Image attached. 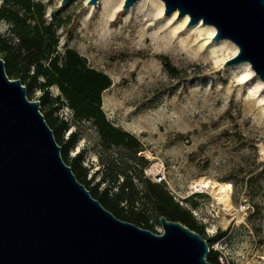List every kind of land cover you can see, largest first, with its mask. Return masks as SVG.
Returning a JSON list of instances; mask_svg holds the SVG:
<instances>
[{
	"label": "rangeland",
	"instance_id": "obj_1",
	"mask_svg": "<svg viewBox=\"0 0 264 264\" xmlns=\"http://www.w3.org/2000/svg\"><path fill=\"white\" fill-rule=\"evenodd\" d=\"M32 1L44 5L48 24L60 26L59 54L75 50L110 78L102 110L114 127L141 142L145 177L165 184L204 226L210 250L229 264H264V83L248 63L224 66L238 47L212 40L215 28L202 21L186 26L188 15L165 14L161 0L144 6L136 5L138 0L127 9L125 0H99L95 6L87 5L90 0ZM113 11L117 14L109 20ZM10 30L0 22V35ZM163 57L179 77L167 72ZM50 93L60 95L56 86ZM41 96L36 91L31 99ZM57 115L71 124L65 139L78 132L69 157L83 153L92 185L107 165L118 173L135 164L123 150L106 152L92 121L76 123L66 107ZM201 178L231 185V205L225 207L211 190L196 192L192 183ZM148 214L161 233L150 207Z\"/></svg>",
	"mask_w": 264,
	"mask_h": 264
},
{
	"label": "water",
	"instance_id": "obj_2",
	"mask_svg": "<svg viewBox=\"0 0 264 264\" xmlns=\"http://www.w3.org/2000/svg\"><path fill=\"white\" fill-rule=\"evenodd\" d=\"M161 1L165 14L188 15L186 26H213L212 40L239 50L224 66L248 63L264 83V0ZM40 108L0 59V264H211L208 242L183 224L162 216V232L154 233L94 199L63 160Z\"/></svg>",
	"mask_w": 264,
	"mask_h": 264
},
{
	"label": "trees",
	"instance_id": "obj_3",
	"mask_svg": "<svg viewBox=\"0 0 264 264\" xmlns=\"http://www.w3.org/2000/svg\"><path fill=\"white\" fill-rule=\"evenodd\" d=\"M1 21L11 26L10 35H0V59L4 61L7 76L27 88L29 100L34 92H42L40 112L61 147L63 160L91 196L118 219L140 228L158 233L150 223V207L158 218L164 216L169 221L179 222L207 240L204 226L198 224L190 210L174 200L165 184L145 177L147 162L138 156L143 151L141 142L106 119L102 94L111 87L110 78L92 69L75 50L58 53L60 26L46 22L44 5L32 0H5L0 8ZM162 59L167 72L179 77L181 72L167 58ZM53 86L59 89L60 95H51ZM65 107L72 111L76 123L93 122L106 152L123 150L135 164L118 173L107 165L100 182L92 185V180L87 179L88 169L82 165L83 153L69 157L70 150L79 141V134L72 132L65 139L71 124L57 115ZM102 183L107 186L99 190ZM191 206L195 208L197 203L191 202ZM219 258L218 251L210 250L207 261L221 264Z\"/></svg>",
	"mask_w": 264,
	"mask_h": 264
},
{
	"label": "bare ground",
	"instance_id": "obj_4",
	"mask_svg": "<svg viewBox=\"0 0 264 264\" xmlns=\"http://www.w3.org/2000/svg\"><path fill=\"white\" fill-rule=\"evenodd\" d=\"M148 1H150V0H148ZM146 2H147V0H141V1H138V3L136 5L144 6L146 4ZM161 5H162L161 9H162V11H164V5L163 4H161ZM116 14H117V12L113 11L110 14L109 20H112L116 16ZM192 185H193V188H195V191L211 190L212 193L215 195L216 199L218 201H221L225 207H228L231 205V193H232V186L231 185H229L227 183H219L216 181H210V180H207L204 178H201L198 181L193 182Z\"/></svg>",
	"mask_w": 264,
	"mask_h": 264
},
{
	"label": "built area",
	"instance_id": "obj_5",
	"mask_svg": "<svg viewBox=\"0 0 264 264\" xmlns=\"http://www.w3.org/2000/svg\"><path fill=\"white\" fill-rule=\"evenodd\" d=\"M196 192H198V191H196ZM219 260H220L221 264H229L228 260L226 258H224L223 256H220Z\"/></svg>",
	"mask_w": 264,
	"mask_h": 264
}]
</instances>
